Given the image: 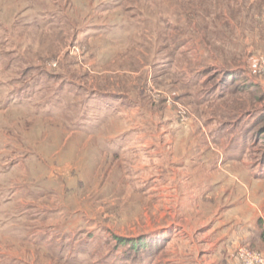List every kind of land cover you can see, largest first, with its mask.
<instances>
[{
  "label": "rangeland",
  "instance_id": "rangeland-1",
  "mask_svg": "<svg viewBox=\"0 0 264 264\" xmlns=\"http://www.w3.org/2000/svg\"><path fill=\"white\" fill-rule=\"evenodd\" d=\"M263 61L264 0H0V264L264 251Z\"/></svg>",
  "mask_w": 264,
  "mask_h": 264
},
{
  "label": "built area",
  "instance_id": "built-area-1",
  "mask_svg": "<svg viewBox=\"0 0 264 264\" xmlns=\"http://www.w3.org/2000/svg\"><path fill=\"white\" fill-rule=\"evenodd\" d=\"M261 69L264 73V61L261 63ZM237 256L241 264H264V251L253 250L248 247H240Z\"/></svg>",
  "mask_w": 264,
  "mask_h": 264
},
{
  "label": "trees",
  "instance_id": "trees-1",
  "mask_svg": "<svg viewBox=\"0 0 264 264\" xmlns=\"http://www.w3.org/2000/svg\"><path fill=\"white\" fill-rule=\"evenodd\" d=\"M116 240L121 245L132 246L134 250H135V248H138L139 246H140L139 248L145 247V245H143L141 243L138 244L139 239L138 240H133V239H128V238L116 237Z\"/></svg>",
  "mask_w": 264,
  "mask_h": 264
}]
</instances>
